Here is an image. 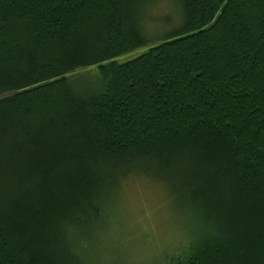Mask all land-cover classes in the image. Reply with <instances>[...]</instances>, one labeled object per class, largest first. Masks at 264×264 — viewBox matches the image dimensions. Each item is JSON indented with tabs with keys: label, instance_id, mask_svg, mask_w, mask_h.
<instances>
[{
	"label": "trees",
	"instance_id": "trees-1",
	"mask_svg": "<svg viewBox=\"0 0 264 264\" xmlns=\"http://www.w3.org/2000/svg\"><path fill=\"white\" fill-rule=\"evenodd\" d=\"M145 2L0 0V264H80L130 175L199 222L167 264H264V0H174L154 43Z\"/></svg>",
	"mask_w": 264,
	"mask_h": 264
},
{
	"label": "rangeland",
	"instance_id": "rangeland-1",
	"mask_svg": "<svg viewBox=\"0 0 264 264\" xmlns=\"http://www.w3.org/2000/svg\"><path fill=\"white\" fill-rule=\"evenodd\" d=\"M144 1L145 32L155 37L154 43L177 25L179 16L174 0ZM145 49H135L116 60L124 62ZM71 77L77 90H88L98 82V68H82ZM120 182L107 203L104 224L92 234L81 235L80 264H167L182 255L200 227L184 208V200L172 196L163 181L144 175H130ZM200 230L203 232L202 227Z\"/></svg>",
	"mask_w": 264,
	"mask_h": 264
}]
</instances>
